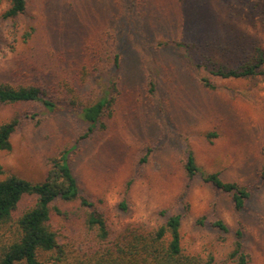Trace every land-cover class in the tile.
Instances as JSON below:
<instances>
[{
    "label": "rangeland",
    "instance_id": "obj_1",
    "mask_svg": "<svg viewBox=\"0 0 264 264\" xmlns=\"http://www.w3.org/2000/svg\"><path fill=\"white\" fill-rule=\"evenodd\" d=\"M9 6L10 0L0 2V16ZM197 27L204 30L199 38L214 41L225 36L243 48L264 50V0H30L25 14L1 23L0 79L15 85L71 80L89 61L88 44L94 48L99 38H117L120 69L98 76L89 86L104 93L114 78L118 99L106 126L95 131L73 159L82 188L103 198L113 213L128 192L130 211L120 217L113 214L118 226L142 222L156 227L163 209L185 212V251L213 255L212 264H233L232 240L217 241L196 218L217 212L232 227L240 220L250 264H264V179L259 176L264 165V74L215 75L220 87L211 91L191 79L176 60L177 51L152 43L196 38ZM151 60L158 66L155 83L161 86L153 98L144 85ZM161 102L167 113L159 107ZM23 107L0 104V124ZM73 113L65 108L49 113L40 125L35 120L22 124L12 135V149L0 152V166L32 181L43 180L57 146L72 144L86 130ZM210 132L216 135L209 138ZM147 146L152 148L149 162L137 170ZM187 146L205 172L221 171L227 180L256 188L243 212H235L200 176L188 189L181 162ZM32 200L25 197L21 208ZM54 221L63 245L69 244L71 234L78 239L86 234L81 219L56 216ZM74 248L67 247L65 264H78ZM56 253L41 258L52 264Z\"/></svg>",
    "mask_w": 264,
    "mask_h": 264
},
{
    "label": "trees",
    "instance_id": "obj_2",
    "mask_svg": "<svg viewBox=\"0 0 264 264\" xmlns=\"http://www.w3.org/2000/svg\"><path fill=\"white\" fill-rule=\"evenodd\" d=\"M29 3L30 0H10V6L0 16V27L3 20L25 14ZM202 31L201 27L195 28L196 38H169L152 43L160 49L177 51L176 60L186 67L191 79L211 91L220 87L212 78L215 75L243 78L264 74L262 48L249 50L246 46L243 48L235 38H231L232 42L225 36L214 41L211 40L213 38H199ZM93 43L94 48L92 43L85 47L89 61L77 71L79 77L52 85L42 81L15 85L0 79V104L24 105L0 124V152L12 149V135L22 124L35 120L40 125L49 113L65 108L73 110V114L76 113L87 126L72 144L57 146L49 159L48 173L43 180L32 181L7 172L0 166V264H51L50 260H43L41 254L54 251H57V256L52 264H65L62 257L69 246L75 247L78 264H212L213 255L207 258L185 251L182 245L185 212L163 209L156 227L142 222L118 226L113 214L120 217L130 211L128 192L113 213L103 198L82 188L73 169V159L80 146L95 131L106 126L118 99L114 78H110L109 90L104 93L89 86L98 76L105 75L113 68L120 69L122 62L117 38H99ZM148 68L144 85L148 96L153 98L157 95L156 91H161V86L155 83L158 66L151 60ZM161 103L159 107L163 113H167L168 107L164 105L165 102ZM215 135V132L208 134L209 138ZM151 152V146L143 150L136 165L137 170L146 167ZM184 156L181 162L188 189L200 176L204 183L227 198L235 212H243L247 208L256 194L255 187L227 180L222 177L221 171L205 172L188 146ZM259 176L264 179V165ZM25 197H32L33 200L22 209ZM68 205L74 207L69 210ZM56 216L81 219L86 234L82 239L76 238L77 234H71L69 244L63 245L60 242L61 228L54 221ZM195 223L209 227L207 230L217 241L232 240L229 259L233 264H250L246 231L240 220L236 227H232L217 212H213L212 215L204 214L196 218Z\"/></svg>",
    "mask_w": 264,
    "mask_h": 264
}]
</instances>
